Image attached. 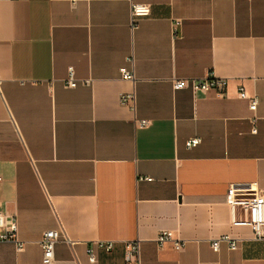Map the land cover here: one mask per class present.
<instances>
[{"label":"crops","instance_id":"0c3cea01","mask_svg":"<svg viewBox=\"0 0 264 264\" xmlns=\"http://www.w3.org/2000/svg\"><path fill=\"white\" fill-rule=\"evenodd\" d=\"M209 74L223 93L173 86ZM263 101L264 0H0V210L24 241L0 238V264H45L49 229L70 240L52 264H125L135 239L141 264H264L227 202L231 185L264 190ZM219 235L239 246L214 250Z\"/></svg>","mask_w":264,"mask_h":264},{"label":"built area","instance_id":"2783aa9c","mask_svg":"<svg viewBox=\"0 0 264 264\" xmlns=\"http://www.w3.org/2000/svg\"><path fill=\"white\" fill-rule=\"evenodd\" d=\"M132 1V0H131ZM150 9L146 5H141L133 2L132 4V17L135 20L136 17L149 14ZM132 60V58H131ZM121 74L124 79L135 80V75L132 69L123 66L121 68ZM67 86L74 87L77 85V79L75 78L73 68H70L69 77L66 81ZM227 85V79L217 78L212 74L203 78H179L175 79L173 86L175 89L184 88L190 86L194 91H216L221 94L225 91ZM242 97L248 98L250 101V109L256 110L260 99L257 96H249L244 87L240 90ZM121 100L123 102L134 101V92L125 93L122 95ZM264 104V101H263ZM255 123L256 117L252 118ZM147 121H140V125H146ZM253 131H257L256 127H253ZM201 142V138L198 136L188 139L185 143L187 148H193ZM151 180V177H140ZM3 178L0 176V181ZM227 202L232 210V222L236 225H248L253 231V239L264 240V190L254 184L249 185H231L228 189ZM0 227L3 231L0 233V238L13 241L16 244L18 250L24 248V241L18 236V223L14 216H8L5 212L0 210ZM65 239L70 241L65 233L59 229L46 230L40 240V246L43 252V262L45 264H52L55 258V245L59 239ZM173 239V233L169 230H162L156 237V241L159 245L163 246L168 241ZM227 242L230 249H236L239 246V239L231 237L229 235H219L212 239L211 245L214 250H219L221 243ZM185 242L182 240L175 241V248L180 250L184 246ZM95 246L102 248L106 251H111L114 247V241L110 240H97ZM125 264H141V242L139 239L127 241L124 246ZM89 258L91 261H96L97 255L95 247L90 246L88 249Z\"/></svg>","mask_w":264,"mask_h":264}]
</instances>
